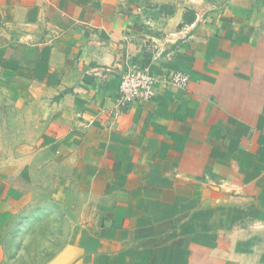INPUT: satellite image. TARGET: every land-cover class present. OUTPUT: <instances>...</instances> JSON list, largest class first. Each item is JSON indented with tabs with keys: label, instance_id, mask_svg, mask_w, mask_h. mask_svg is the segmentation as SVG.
<instances>
[{
	"label": "crops",
	"instance_id": "obj_1",
	"mask_svg": "<svg viewBox=\"0 0 264 264\" xmlns=\"http://www.w3.org/2000/svg\"><path fill=\"white\" fill-rule=\"evenodd\" d=\"M130 65L154 96L118 108ZM0 87L89 208L55 264H264V0H0Z\"/></svg>",
	"mask_w": 264,
	"mask_h": 264
},
{
	"label": "rangeland",
	"instance_id": "obj_2",
	"mask_svg": "<svg viewBox=\"0 0 264 264\" xmlns=\"http://www.w3.org/2000/svg\"><path fill=\"white\" fill-rule=\"evenodd\" d=\"M37 113L34 99L4 93L0 87V183L10 188L13 208L8 223L0 227V264H55L72 249L88 216L86 200L72 184L63 199L56 194L63 176L59 163L40 150ZM38 151L41 164L33 169ZM25 170L30 179L19 174Z\"/></svg>",
	"mask_w": 264,
	"mask_h": 264
},
{
	"label": "built area",
	"instance_id": "obj_3",
	"mask_svg": "<svg viewBox=\"0 0 264 264\" xmlns=\"http://www.w3.org/2000/svg\"><path fill=\"white\" fill-rule=\"evenodd\" d=\"M189 76L183 71H174L164 82L172 88L187 86ZM155 75L148 69L138 65H130L122 73L118 82L116 105L118 108L135 102H144L154 96Z\"/></svg>",
	"mask_w": 264,
	"mask_h": 264
}]
</instances>
